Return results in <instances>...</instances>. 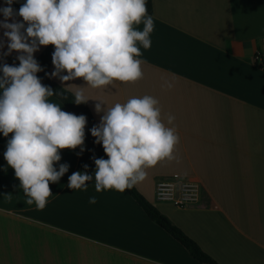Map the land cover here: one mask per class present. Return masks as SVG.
I'll use <instances>...</instances> for the list:
<instances>
[{"label":"crops","instance_id":"crops-1","mask_svg":"<svg viewBox=\"0 0 264 264\" xmlns=\"http://www.w3.org/2000/svg\"><path fill=\"white\" fill-rule=\"evenodd\" d=\"M152 16L151 48L141 47L143 78L86 95L109 105L157 98L165 122L175 117L176 159L148 168L136 188L219 264H264V0H153ZM70 83L86 86L82 79ZM95 103L87 105L99 124ZM7 139L0 134V264H201L125 190L96 192L94 181L87 191L67 187L72 173L88 165L94 174L93 157L103 158L87 136L83 152L62 150L60 163L69 170L50 184L43 209L26 204L4 159ZM160 181L199 184V201L181 207L158 199ZM91 196L97 203H89Z\"/></svg>","mask_w":264,"mask_h":264},{"label":"clouds","instance_id":"clouds-1","mask_svg":"<svg viewBox=\"0 0 264 264\" xmlns=\"http://www.w3.org/2000/svg\"><path fill=\"white\" fill-rule=\"evenodd\" d=\"M16 2L4 0L7 6L0 8V29L7 41H0V49L7 48L0 60L19 54L18 66L0 65V134L8 138L4 159L20 181L27 205L43 209L52 195L50 184L59 183L68 172L69 165L60 163L62 150L84 151L87 117L66 112L50 100L69 89L76 105L96 102L101 119L91 135L108 157H93L94 174H89L88 165L72 173L67 184L71 190L87 191L94 181L96 192H123L144 181L148 168L176 159L180 138L175 117L168 114L165 122L157 98L132 96L109 105L86 95L88 89L143 78L141 47L151 48L154 31L147 0H25L18 12L12 7ZM141 24L142 29L137 27ZM47 46L55 49V70L49 78L65 85L59 94L37 75L43 69L35 53ZM77 79L86 86L70 83ZM163 87L171 89L173 83L165 80ZM89 203H97L96 197H89Z\"/></svg>","mask_w":264,"mask_h":264},{"label":"trees","instance_id":"trees-1","mask_svg":"<svg viewBox=\"0 0 264 264\" xmlns=\"http://www.w3.org/2000/svg\"><path fill=\"white\" fill-rule=\"evenodd\" d=\"M148 14H153V0H147ZM54 46H48L38 57L37 61L43 71L39 72L37 75L39 79L45 86L51 87L57 94L64 92V88L55 82L52 78H49L50 65L52 62V54L54 52ZM6 62L12 63L15 66L19 65L18 61L3 59ZM72 92L66 91L64 96H53L59 101H61L70 113H74L77 116L84 115L87 117V125L85 129L86 136L91 140V142L98 149L100 154L104 159H107L103 146L98 145L95 142V138L91 135V128L98 125L89 106L87 104L76 105L74 103V97ZM125 191L135 200V202L141 207L148 218L165 230L173 239L179 242L194 258L201 264H219L213 257L206 253L200 245L193 240L189 235H187L181 228L175 225L165 214H163L154 204H152L137 188L133 186L132 188L125 189Z\"/></svg>","mask_w":264,"mask_h":264},{"label":"built area","instance_id":"built-area-1","mask_svg":"<svg viewBox=\"0 0 264 264\" xmlns=\"http://www.w3.org/2000/svg\"><path fill=\"white\" fill-rule=\"evenodd\" d=\"M256 59L258 60V57ZM156 192L158 199L172 202L181 207L197 203L200 198V186L192 181H160L157 184Z\"/></svg>","mask_w":264,"mask_h":264},{"label":"water","instance_id":"water-1","mask_svg":"<svg viewBox=\"0 0 264 264\" xmlns=\"http://www.w3.org/2000/svg\"><path fill=\"white\" fill-rule=\"evenodd\" d=\"M3 63H7V64H9V65H14V64H12V63H9V62H6V61H2V60H0V65H2ZM0 75H2V73H0Z\"/></svg>","mask_w":264,"mask_h":264}]
</instances>
